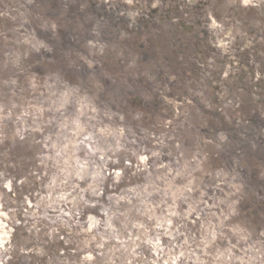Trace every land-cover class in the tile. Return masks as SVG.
Here are the masks:
<instances>
[{
  "label": "rangeland",
  "instance_id": "374dc122",
  "mask_svg": "<svg viewBox=\"0 0 264 264\" xmlns=\"http://www.w3.org/2000/svg\"><path fill=\"white\" fill-rule=\"evenodd\" d=\"M0 264H264V0H0Z\"/></svg>",
  "mask_w": 264,
  "mask_h": 264
},
{
  "label": "trees",
  "instance_id": "16d2710c",
  "mask_svg": "<svg viewBox=\"0 0 264 264\" xmlns=\"http://www.w3.org/2000/svg\"><path fill=\"white\" fill-rule=\"evenodd\" d=\"M142 44V46L144 45L143 43H141Z\"/></svg>",
  "mask_w": 264,
  "mask_h": 264
}]
</instances>
